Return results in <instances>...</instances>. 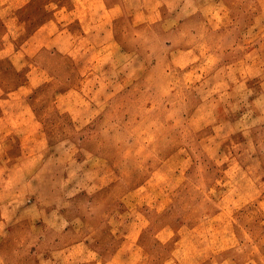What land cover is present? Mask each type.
I'll list each match as a JSON object with an SVG mask.
<instances>
[{
    "label": "rangeland",
    "instance_id": "374dc122",
    "mask_svg": "<svg viewBox=\"0 0 264 264\" xmlns=\"http://www.w3.org/2000/svg\"><path fill=\"white\" fill-rule=\"evenodd\" d=\"M70 2L0 0V102L6 129L16 130L0 167L7 157L21 165L0 173L11 186L1 190L0 227L53 231L61 221L47 205L33 221L35 211L19 210L28 187L16 184L17 174L39 178L33 190L44 196L65 195L66 182L79 192L98 173L113 182L97 210L108 214L104 229H119V247L132 249L128 264H264V0H244L236 18L244 23L217 32L232 40L214 45L225 55L201 80L156 59L163 39L139 23L137 0H87L91 25L40 27L67 16L61 7ZM239 34L243 42H233ZM89 201L85 191L73 198L70 227H80ZM132 228L140 230L135 241L122 235ZM31 241L0 234V264H16V244Z\"/></svg>",
    "mask_w": 264,
    "mask_h": 264
},
{
    "label": "crops",
    "instance_id": "0c3cea01",
    "mask_svg": "<svg viewBox=\"0 0 264 264\" xmlns=\"http://www.w3.org/2000/svg\"><path fill=\"white\" fill-rule=\"evenodd\" d=\"M70 1L68 6L64 5L61 7L62 10L67 12V16L62 15L56 22L54 20L44 22L40 27L45 28L49 26L61 28L65 25V23L62 24L61 22L64 19V21L68 22L66 25L73 24V21H76L75 25L78 27L91 25V21H93V17H95V12H91L89 9L90 7L85 6L87 0ZM99 1H101V5H103L104 0ZM137 1L138 4L135 10L137 19L140 20L139 23L147 22V24L152 25L157 35L163 39V48H161L162 50L157 55L156 59L164 58L177 68H188V74L197 76L198 80L215 75L219 68V61L223 58V54L225 55L224 52L220 53L221 51H217L214 45L218 42L221 43L232 40L225 34L218 37L217 32L231 25L240 27L241 23H244V20H237L236 18L239 16V19H241L244 12L247 11L243 3L244 0ZM86 8L88 9L86 10ZM104 9L108 12L111 7L106 6ZM118 9L117 6H112V13L116 14ZM166 11L169 12V15H165ZM72 14L73 18L70 17ZM55 36L48 40H56L57 37ZM80 36L84 37L85 31L81 33ZM75 37L76 34L69 31V38L75 39ZM235 41L243 42L240 34L237 38L233 39V42ZM52 48L59 50L56 45L52 46ZM62 55L65 56L67 54ZM37 67L41 72L48 71L46 70L47 68L43 66ZM27 75V82L30 84L31 89L35 88V78L33 76L30 77L29 74ZM53 78L54 76H51L50 80ZM55 81H57V79H55ZM232 88L233 87L230 89ZM2 100L1 98L0 101ZM53 103L55 106L58 104L57 100ZM0 107L2 109L1 102ZM9 117L10 116L4 113L2 109L0 113V126L2 127V129L0 128V155L5 152L2 145L5 144L10 134L16 131L12 128L6 129L4 123ZM5 153H7V150ZM9 158L10 157L4 159L0 167V173H3V171L7 169L17 172L21 168L18 162L9 165ZM72 164L70 163L68 166L70 165L69 167H71ZM79 166H81L82 169L81 174H86L88 172L89 168L82 160L79 161ZM66 173L64 178L65 181H68L70 171ZM17 175H19V177H16V184L19 185V187H21V185H26V187H28L22 191V194H18L19 197L25 200V203L19 210L30 209L35 211V214L33 213L32 216L28 217L33 221L36 212L40 213L36 218L39 217L41 213L45 214L46 209L42 208V205H47L55 211V216L61 219V221H55L56 223L53 225V231L43 230L41 225L36 226L34 223L30 228L19 226L17 230L14 231L6 228L7 226L0 227V234L2 235L14 234L32 236V241L26 244L25 247L20 243L16 244L15 250L21 257L16 260V264H128L129 259L131 261L133 255L132 249H129V246H126V244L125 246L119 247L118 235H116L119 229L115 228L112 223L111 229H104L103 227L106 226V224L103 217H106L108 214L97 210V207L101 205L100 202L103 203L104 200L103 198H98V195L106 185L110 186L113 181L104 184L103 178L96 173L94 179H90L89 181L83 180L85 185L82 184L80 186L81 189H78L79 192L70 194L68 192L69 185L66 186V184H68V182H66V184H64L66 187L65 195L57 192L56 195L55 192L49 191L47 195L43 196L38 194V196L35 194L33 187L41 185L38 183L39 178L34 175L25 178L23 172ZM0 176L1 197V190L9 187L10 182L6 177H2L1 174ZM88 186H90L89 189ZM82 190L91 198V201H89L90 212H78L77 217L80 219L81 223L79 225L80 227L75 229V227H70L69 222L71 221H69V218L67 219L65 210L69 209L73 198L83 192ZM94 203L95 206L92 205ZM59 204H61L62 207H60ZM99 208L102 209V206H99ZM106 230H109V232H106L107 236L104 235ZM77 232L81 233L84 237L76 239ZM133 232L134 228L130 229V231L128 230L127 234L124 233L122 235L132 236V241H135L140 235V230L137 231L136 234ZM30 253L31 255H29ZM121 258H123L126 263L121 262ZM135 260L138 261V258Z\"/></svg>",
    "mask_w": 264,
    "mask_h": 264
}]
</instances>
